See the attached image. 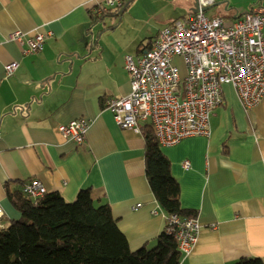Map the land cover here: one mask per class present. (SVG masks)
Masks as SVG:
<instances>
[{
    "label": "crops",
    "instance_id": "1",
    "mask_svg": "<svg viewBox=\"0 0 264 264\" xmlns=\"http://www.w3.org/2000/svg\"><path fill=\"white\" fill-rule=\"evenodd\" d=\"M102 1L0 0V225L20 216L7 190L37 178L66 200L90 188L96 205L110 206L131 250L152 248L166 213L145 176L141 128L149 123L139 122V131L122 128L105 102L130 92L124 56H140L160 29L194 12L198 0H131L121 14L124 4L93 20L92 7ZM258 5L264 0H215L203 12L212 8V16L229 22ZM15 30L51 35L40 51L24 55L22 45L8 40ZM13 61L17 66L6 75ZM222 97L209 137L160 146L181 208L202 224L179 264L253 257L264 263V95L248 110L230 84L222 85ZM80 117L89 125L76 145L58 127Z\"/></svg>",
    "mask_w": 264,
    "mask_h": 264
},
{
    "label": "built area",
    "instance_id": "2",
    "mask_svg": "<svg viewBox=\"0 0 264 264\" xmlns=\"http://www.w3.org/2000/svg\"><path fill=\"white\" fill-rule=\"evenodd\" d=\"M126 1L103 0L92 7L93 15L100 17ZM214 1L198 0L194 12L160 29L140 56H124L130 92L105 102L120 127L139 131V122H148L160 146L172 145L190 136L210 135V118L222 103L224 84L234 88L244 109L260 102L264 95V5L227 22L203 12V6ZM50 35L15 30L8 40L22 45V53L30 55L40 51ZM16 66L15 61L5 65L6 75ZM88 125L89 120L80 117L58 130L62 137L81 145ZM21 191L32 199L47 192L37 178L24 182ZM198 221L176 212L166 215L164 231L175 238L181 255H188L196 242Z\"/></svg>",
    "mask_w": 264,
    "mask_h": 264
},
{
    "label": "trees",
    "instance_id": "3",
    "mask_svg": "<svg viewBox=\"0 0 264 264\" xmlns=\"http://www.w3.org/2000/svg\"><path fill=\"white\" fill-rule=\"evenodd\" d=\"M98 19L95 16L93 20ZM95 22V21H94ZM151 43V42H150ZM150 44L148 45V47ZM144 138L145 176L158 206L166 213L188 214L181 208L180 189L170 162L149 126ZM19 218L0 225V264H179L175 238L162 230L152 248L131 250L107 203L96 205L90 188L73 200L58 191L32 199L21 189L7 190ZM235 264H264L258 257Z\"/></svg>",
    "mask_w": 264,
    "mask_h": 264
},
{
    "label": "rangeland",
    "instance_id": "4",
    "mask_svg": "<svg viewBox=\"0 0 264 264\" xmlns=\"http://www.w3.org/2000/svg\"><path fill=\"white\" fill-rule=\"evenodd\" d=\"M221 5V3H219V4H216L213 8H218L219 6ZM243 9H241V10H239V11H242ZM214 12V10L211 8V9H209L208 11H207V15H209V16H212L211 14ZM244 12V11H243ZM211 132V131H210ZM195 136H198V135H195ZM205 137H209V136H205ZM183 167L184 168H188L189 167V165L188 166H185V164H183ZM167 215V214H166ZM182 215H185V217H192V218H196L197 216L196 215H192V214H182ZM199 223H200V225L202 226V224H201V222L200 221H198ZM209 226V225H208ZM201 228V227H200Z\"/></svg>",
    "mask_w": 264,
    "mask_h": 264
},
{
    "label": "water",
    "instance_id": "5",
    "mask_svg": "<svg viewBox=\"0 0 264 264\" xmlns=\"http://www.w3.org/2000/svg\"><path fill=\"white\" fill-rule=\"evenodd\" d=\"M131 0H127L124 5L122 6V8L118 11V14H121L122 11L125 9L126 5L130 2ZM71 62V59L69 60Z\"/></svg>",
    "mask_w": 264,
    "mask_h": 264
}]
</instances>
